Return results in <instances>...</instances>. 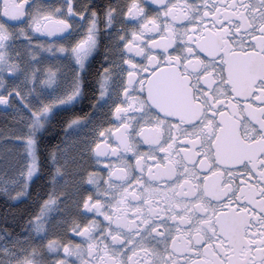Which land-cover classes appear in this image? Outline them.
Listing matches in <instances>:
<instances>
[{
	"label": "snow or ice",
	"instance_id": "6c2138e0",
	"mask_svg": "<svg viewBox=\"0 0 264 264\" xmlns=\"http://www.w3.org/2000/svg\"><path fill=\"white\" fill-rule=\"evenodd\" d=\"M0 105L18 121L0 194L30 199L46 167L51 185L0 226V264H264V0H0ZM69 160L105 166L92 191H68ZM60 196L81 242L50 238Z\"/></svg>",
	"mask_w": 264,
	"mask_h": 264
},
{
	"label": "flooded vegetation",
	"instance_id": "af4514ba",
	"mask_svg": "<svg viewBox=\"0 0 264 264\" xmlns=\"http://www.w3.org/2000/svg\"><path fill=\"white\" fill-rule=\"evenodd\" d=\"M54 2H60V0H54ZM105 2H107V0H105ZM121 2H123V0H121ZM40 38L41 39H47L49 41H51L53 39L51 37H45L42 34L40 35ZM101 41H102V46H101L99 52L95 55V58L92 60L91 67L89 69L93 83L96 82V77L100 71L101 64L105 63L103 61V56H104V52H105L103 45L107 44L108 41L103 35L101 37ZM58 67H60V64L58 65ZM72 75H73L72 68L70 66H66L64 71L63 72L61 71V73L59 74L57 83L63 84L65 82V80L70 79L72 77ZM89 105H90V97L88 95H85V97L82 99L81 103L76 105L75 112H77V113H88L90 110ZM68 115H69V113L66 111L60 112L57 114L56 118L53 119L51 126L49 127V131L47 133H45L44 138H43V143L45 145H47L46 141H48V140H49V142H48L49 145H55L59 141L64 139V136H63L64 128L62 127V123L65 119H67ZM105 126H107V122H105ZM50 133H52V136H50ZM93 135H95V134L92 133L90 129H84L83 131L75 134L72 137V139L77 140V142H79V137H84V136L91 137ZM92 148L93 149L95 148L94 144H92ZM94 155H95L94 152L91 153L89 158H91V156H94ZM161 155H163V154H161ZM61 163L63 164V161H61ZM104 167H105L104 165H100L98 168L97 167H90L89 168V167H87V165H85L84 168L78 169L77 162H75L73 160H69L68 166L66 167V179L68 180V182H67L68 191H71L72 187L74 185H77V184L80 185L82 190L87 189L89 192L92 191L94 186L87 182V171L103 170ZM47 178H48V168L46 167L42 177L40 179H38L40 182H39V186H38V193H36L37 194L36 201H37V199L40 198V196H45V198H46V193L51 190V185H50V183H48ZM57 179L59 180L60 178L58 177ZM34 180H37V179L34 178ZM23 199H25V198H22V200ZM26 199H28V198H26ZM10 200H12V202L14 204L18 203L17 200H13V199H10ZM64 200H65L64 196H60L58 198L59 210L54 211L51 214L53 221H54V224L52 225V227L50 229V233H51L50 238L66 239L70 236L71 238L75 239L77 242H81L82 238L77 237L74 233H66V229H65L62 221L68 220L70 222L72 215H75V207H74L75 201L70 200V201H68L67 206H65L64 203H61V201H64ZM35 207H36V203L32 209H34ZM22 218L24 220L26 218V214L23 215ZM98 218L102 219L101 217H98ZM23 220L21 221V224H23ZM17 225L13 224L12 221H9L8 223H6V226L9 228H12V227L17 226ZM16 231H19V227H16ZM53 255H55V254H53Z\"/></svg>",
	"mask_w": 264,
	"mask_h": 264
},
{
	"label": "rangeland",
	"instance_id": "374dc122",
	"mask_svg": "<svg viewBox=\"0 0 264 264\" xmlns=\"http://www.w3.org/2000/svg\"><path fill=\"white\" fill-rule=\"evenodd\" d=\"M42 57H49V60L40 64L38 67L40 68V72L46 74V70L48 67H53L57 70V77L63 72L66 68L65 64L57 62L55 57H52L50 53H41ZM60 64V67L58 65ZM14 111L11 108H6V106L0 105V163L7 158L9 161L12 160L14 153L13 152H5L4 145L7 143L9 146L12 145L13 140L11 137V130L14 129L18 121L13 119ZM68 164L66 165V167ZM67 180V179H66ZM68 182V180H67Z\"/></svg>",
	"mask_w": 264,
	"mask_h": 264
},
{
	"label": "trees",
	"instance_id": "16d2710c",
	"mask_svg": "<svg viewBox=\"0 0 264 264\" xmlns=\"http://www.w3.org/2000/svg\"><path fill=\"white\" fill-rule=\"evenodd\" d=\"M50 136H52V133H50ZM46 142L47 145H49V140ZM39 182L38 179L33 181L30 188V192L32 193L31 198L17 201V204H14L12 200L5 195L0 194V226H4L5 222L8 223L9 221H12V223L16 225L21 224L23 215L30 212L35 206Z\"/></svg>",
	"mask_w": 264,
	"mask_h": 264
}]
</instances>
